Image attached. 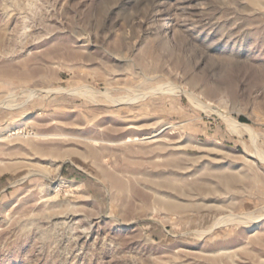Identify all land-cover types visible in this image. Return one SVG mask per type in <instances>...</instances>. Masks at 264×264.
<instances>
[{"label":"rangeland","instance_id":"obj_1","mask_svg":"<svg viewBox=\"0 0 264 264\" xmlns=\"http://www.w3.org/2000/svg\"><path fill=\"white\" fill-rule=\"evenodd\" d=\"M0 264H264V0H0Z\"/></svg>","mask_w":264,"mask_h":264}]
</instances>
